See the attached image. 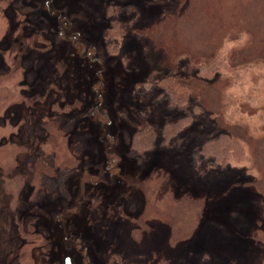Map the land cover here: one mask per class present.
<instances>
[{"label": "rangeland", "instance_id": "1", "mask_svg": "<svg viewBox=\"0 0 264 264\" xmlns=\"http://www.w3.org/2000/svg\"><path fill=\"white\" fill-rule=\"evenodd\" d=\"M21 2L0 0V264H264V0ZM109 3L137 6L118 17L133 20L118 50ZM67 20L94 69L66 60ZM166 60L202 109L138 151L135 96ZM219 131L227 156L194 159Z\"/></svg>", "mask_w": 264, "mask_h": 264}, {"label": "trees", "instance_id": "2", "mask_svg": "<svg viewBox=\"0 0 264 264\" xmlns=\"http://www.w3.org/2000/svg\"><path fill=\"white\" fill-rule=\"evenodd\" d=\"M24 1L22 0L21 3H23ZM25 7L29 8L28 6ZM47 8H49V6ZM50 8H51L50 11H52L53 13H64L63 9H65V8L63 9L60 8L59 11L58 7L53 6L52 8L50 6ZM131 11L133 12L137 11V6L134 3L107 4L106 16L110 19V22L107 28L108 33L106 38H108L107 43L109 48L118 50L119 44H117V42L115 43L113 42V37L115 38L116 36H121V37L126 36L133 29V24H131V21L133 20L125 21L118 18L119 16L121 17V15L124 12H131ZM139 14L140 13H137V16H139ZM67 26L69 29V33L66 31L67 29L62 28L61 24L58 29L59 41L67 43L69 45V49L71 50L70 53L65 51L66 60L67 57H71L73 62H75L78 66L83 65L85 69H89V68L94 69L93 65L94 66L98 65L100 61V59L95 60L91 58L92 56H94L92 54H95L92 52V50L94 49L91 47V45L85 42V36H83V34L80 31H76V28L73 24V20L72 21L67 20ZM110 34L112 36H110ZM62 56H63L62 60L65 59L63 54ZM221 60H222L221 57H217L216 59L212 60V62H217V64H221L220 63ZM207 66L210 67L212 65L208 64ZM191 70L192 71L190 72L197 71L199 73L201 71V68L192 67ZM216 70L217 69L211 68V74L209 76H212L214 72H216ZM185 75H187V73L185 72L184 68L180 66V64L176 65L175 61L171 62L167 60L161 64L160 68L157 71L150 72L147 75L143 83L144 86L143 90L141 91V93L139 92L135 96V102L139 103L138 109H136L137 111H133L135 113L133 112L131 113L134 121L133 124L137 127L135 128L132 135V139H133L132 146L134 145V142L135 144H138L137 146H140L139 148H137L138 151H144L145 149L149 150L148 148H144V147L141 148V146L149 145V142L153 143L152 144L153 146L155 143L158 144L157 146H161V147L165 146V144L169 141L171 137H174L177 133L178 134L181 133L180 130H182V128L186 126V122L192 119L193 111L197 109L198 110L202 109L200 108L201 104L199 103L198 97H196L191 93L190 88L187 84L188 81L185 80L186 78ZM214 77L215 76H213V78ZM91 87H92V91L94 92L93 99L95 103H93L92 107L90 108L91 113L89 111V115L91 122H93L95 120L96 117L95 115L97 110L98 113H100V115L102 116H105V111H103L104 109L99 110L98 108L99 103L101 104V101L98 99V97L102 96L101 93L99 92V90L96 89L95 85L94 86L92 85ZM134 91L135 90H133V92ZM151 103L154 104L153 105L154 108L160 110L161 113L157 111H153L151 109L153 107L150 106ZM150 114L151 115L155 114L157 117L160 118L162 116L164 123L161 124L150 120L151 118ZM63 116L65 117L64 120L66 125H71L73 123L72 122L73 120H71L70 117L67 118L66 115ZM185 129L186 127L183 130ZM229 137H230L229 133H227L226 131H219L218 133H216V135L207 138L204 141L203 146H201L199 149L197 148L196 150H194L193 158L194 156L196 157L198 151H200L201 156L202 155L205 156V158L203 157L204 160L209 162L211 165L215 161L217 163L219 160L218 156L221 158L227 156L226 154L229 148L228 145L230 144ZM187 138H189L188 135ZM137 149L135 148V150ZM207 149H209V151L213 155H217V156L212 158L211 153L208 152L211 156L207 154L208 151ZM148 153L149 151H145L144 154L148 156ZM143 155L140 156L142 159H144ZM140 157L139 159H141ZM211 158L212 159L216 158V159L211 160ZM193 162L195 164L201 165L200 161L196 163L195 160H193ZM218 165L221 166V162H219ZM82 246L84 247V249H88L86 243H84ZM68 258L71 259V257L68 256L65 257V261Z\"/></svg>", "mask_w": 264, "mask_h": 264}, {"label": "water", "instance_id": "3", "mask_svg": "<svg viewBox=\"0 0 264 264\" xmlns=\"http://www.w3.org/2000/svg\"><path fill=\"white\" fill-rule=\"evenodd\" d=\"M66 264H72L70 258H68V259L66 260Z\"/></svg>", "mask_w": 264, "mask_h": 264}]
</instances>
